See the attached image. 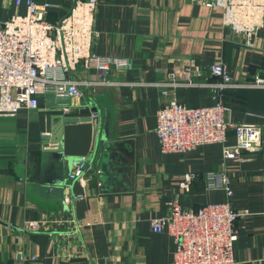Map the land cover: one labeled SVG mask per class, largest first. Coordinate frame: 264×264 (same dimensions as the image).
<instances>
[{"label":"crops","instance_id":"obj_1","mask_svg":"<svg viewBox=\"0 0 264 264\" xmlns=\"http://www.w3.org/2000/svg\"><path fill=\"white\" fill-rule=\"evenodd\" d=\"M34 1L49 4L47 18L55 22L77 0ZM26 12L25 2L0 0V23ZM223 18L221 7L193 0H98L93 52L129 65L111 69L106 76L118 84L94 88L74 109L82 101L98 108L103 139L115 152L107 162L88 159L85 183L73 182L71 163L66 168L45 151V137L64 114L53 96L40 92L38 108L0 115V264H172L173 236L151 224L173 202L193 210L228 202L241 214L237 264H264V89L222 91L232 124L262 127L258 151L225 159L223 145L208 144L167 153L156 132L158 111L173 97L191 108L215 103L211 85L222 81L211 72L214 64L239 84L264 78V29L251 47ZM165 68L177 74L172 89L156 85ZM104 75L80 66L76 77ZM236 143L232 128L227 145ZM212 172L230 179L231 195L209 188ZM190 175L196 179L187 184ZM33 221L43 223L41 231L24 229Z\"/></svg>","mask_w":264,"mask_h":264},{"label":"built area","instance_id":"obj_2","mask_svg":"<svg viewBox=\"0 0 264 264\" xmlns=\"http://www.w3.org/2000/svg\"><path fill=\"white\" fill-rule=\"evenodd\" d=\"M25 2L27 12L16 14L0 23V115H15L23 108H38L39 93L51 95L63 108L64 114L77 106L94 88L117 85L106 74L113 68L129 65L122 58H104L93 52L95 12L98 0H77L70 12L58 21L47 18L49 4L34 0ZM223 9V25L253 39L264 29V0H193ZM97 70L105 75L97 80L77 79L79 67ZM191 73V69H188ZM222 82L211 85L215 103L209 107L191 108L174 97L163 103L158 111L156 132L160 148L167 153H184L208 144L223 145L225 159H235L247 151L262 148V127L257 124H232L227 117L222 91L230 87H258L264 89V78L236 83L222 63L211 67ZM164 79L156 85L177 86V74L167 68L160 73ZM170 89V90H171ZM164 96L169 92L164 90ZM235 129L237 143L227 145L229 130ZM89 162L86 157L75 161L68 173L73 182L85 183ZM196 175L187 178V184ZM209 188H224L231 195L230 179L208 173ZM240 213L226 203L202 206L198 210L184 209L176 202L168 213L152 221L155 233L168 231L174 238L176 250L172 264H237L234 245L238 239L236 221ZM42 222H28L24 229L38 232Z\"/></svg>","mask_w":264,"mask_h":264},{"label":"water","instance_id":"obj_3","mask_svg":"<svg viewBox=\"0 0 264 264\" xmlns=\"http://www.w3.org/2000/svg\"><path fill=\"white\" fill-rule=\"evenodd\" d=\"M100 125L98 108L87 106L82 101L80 107L58 118L52 131L45 137V151L51 155V159H57L66 168L67 164L71 163L72 166L81 157L91 161L102 157L107 162L115 149L105 143ZM70 169L68 167V173ZM107 178L103 174V180Z\"/></svg>","mask_w":264,"mask_h":264}]
</instances>
